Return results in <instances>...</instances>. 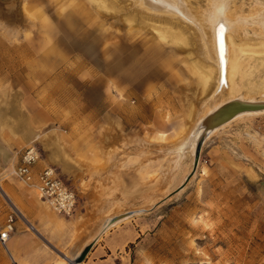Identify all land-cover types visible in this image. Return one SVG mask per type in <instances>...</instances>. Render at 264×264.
<instances>
[{"label":"rangeland","instance_id":"1","mask_svg":"<svg viewBox=\"0 0 264 264\" xmlns=\"http://www.w3.org/2000/svg\"><path fill=\"white\" fill-rule=\"evenodd\" d=\"M187 2L200 13L208 0ZM261 4L231 2L229 13L246 22L227 33L220 88L196 26L153 18L136 0H0V21L19 35L0 36V214L24 220L21 198L41 203L12 174L35 146V168H54L76 194L70 216L41 207L72 219L74 235L83 220L95 241L103 235L109 254L95 264H264V112L210 133L192 174L188 147L215 106L264 100ZM154 29L180 40L159 41ZM56 244L44 247L59 260L83 252ZM0 264H14L1 244Z\"/></svg>","mask_w":264,"mask_h":264},{"label":"bare ground","instance_id":"2","mask_svg":"<svg viewBox=\"0 0 264 264\" xmlns=\"http://www.w3.org/2000/svg\"><path fill=\"white\" fill-rule=\"evenodd\" d=\"M136 2L141 4V6L149 8L148 11L152 16L154 15L153 18L156 15H158L160 18L170 17L174 21H175V19H179L181 21H185V22H188L189 24L191 23L192 25H195L196 26L195 31L197 32V35L200 36L201 42L204 44L206 50L210 54V55L207 54L210 56L209 59L212 57V59L215 61V64L217 66V70H218L217 72L218 73L216 76V82L218 83V87L220 85L223 86V84L226 83V78H225L226 71H227V79L229 77V69H226L227 61L229 59H231L228 56L229 50L231 49V48L229 49V47H230L229 44H231L230 43L231 39L229 38L227 33L231 32L230 33L231 35L237 33L239 27L241 26V23L243 24L246 22V21H244L245 19L240 20L239 17H235L234 14L231 15L229 13L232 0H208L206 8H204L203 12H200V13L194 12L192 10V8H190L187 0H136ZM24 10L26 11V9H24ZM258 12H259L258 14L256 12L257 16L259 17V20L257 22H259V24L264 25V5L263 4L260 5ZM25 16L28 20L31 19L30 16L26 12H25ZM158 16H156V17H158ZM15 19H16V17H15ZM167 19H169V18H167ZM15 21H17V20H15ZM184 24H186V23H184ZM8 25H9V23H8ZM8 25L5 24L3 21H0V35L4 38L8 39V40L17 41L19 38L18 30H16V28L14 26L11 27ZM166 27H168V26L166 25ZM154 30L156 32V36L158 37L159 41L166 42V41L171 39L170 41L173 42L176 40H180V36L176 32L172 33L167 29H165V30L154 29ZM230 55H231V53H230ZM234 61L235 60H233V62ZM229 66H230V64H229ZM234 67H232V68H234ZM230 71H231V69H230ZM230 75H231V73H230ZM214 79H215V77H214ZM221 86H220V88H221ZM240 99H242V98H240ZM245 100H249V99H245ZM218 106L219 105L215 106L212 110H209V112H207L206 115L208 113H210L211 111H213L214 109H216ZM261 112H264V111L243 113V114L236 116L234 119L241 117L243 115L261 113ZM203 117H201V119ZM201 119L197 122V124L195 125L194 129H192V131L188 137V147H189V149H191V151H193V158H194V151H195L196 143H197V140H198L200 133L202 131L201 129H197V125L200 123ZM231 121H229V122H231ZM229 122H227V123H229ZM227 123L223 124L220 127L213 129L212 131L206 132L203 143L210 133H212L213 131H216L217 129H219L221 127H223ZM193 141H194V143L191 144ZM118 218L119 217H116L115 221H117ZM69 260H72V259H68L65 257V259L62 258V260L59 261L57 264H66V261L68 264ZM73 260H75V259H73Z\"/></svg>","mask_w":264,"mask_h":264},{"label":"crops","instance_id":"3","mask_svg":"<svg viewBox=\"0 0 264 264\" xmlns=\"http://www.w3.org/2000/svg\"><path fill=\"white\" fill-rule=\"evenodd\" d=\"M1 12L4 14V11ZM35 170L38 171L36 168ZM1 189L4 191V195L8 197L7 192L3 188ZM21 200H23V208L18 210L24 216V220L21 217L16 219L14 223L15 231L6 243L7 250L14 264H57L61 260L55 258L53 248L47 249L44 247L46 244L48 245L49 240L57 242L56 246H63L65 250L72 254L81 253L89 247V250L83 256V264L101 262L105 260L104 255L109 254V247L106 243L100 242L103 239V235L101 234L95 241L93 239V227L88 224L87 220L79 223V230L81 229L82 231L74 235L71 232L73 220L46 211V209L41 207V203L45 201L42 200L40 203L31 196H25ZM8 213L9 211L3 215L0 214V217L3 216L4 218L5 216L6 218ZM5 218L0 222L1 224L5 221ZM22 224L27 225V227L30 225V232L26 231ZM44 242L45 245L43 244ZM93 243L94 245H92ZM51 245L55 247L53 243ZM65 256L68 255H63V257Z\"/></svg>","mask_w":264,"mask_h":264},{"label":"built area","instance_id":"4","mask_svg":"<svg viewBox=\"0 0 264 264\" xmlns=\"http://www.w3.org/2000/svg\"><path fill=\"white\" fill-rule=\"evenodd\" d=\"M39 151L35 146H28L20 155L18 164L12 174L19 181L34 188L39 197L59 214L70 216L76 207V194L59 176L58 172L49 166L35 170ZM17 214L10 211L5 221L0 224V244L6 249V243L15 231Z\"/></svg>","mask_w":264,"mask_h":264},{"label":"water","instance_id":"5","mask_svg":"<svg viewBox=\"0 0 264 264\" xmlns=\"http://www.w3.org/2000/svg\"><path fill=\"white\" fill-rule=\"evenodd\" d=\"M258 111H264V100H245L234 98L225 101L216 109L205 115L197 125V129H201L202 131L196 143L191 174L198 166L201 146L203 144L206 132L212 131L213 129L222 126L240 114ZM88 249L89 247L86 248L75 260H69L68 264H79Z\"/></svg>","mask_w":264,"mask_h":264}]
</instances>
